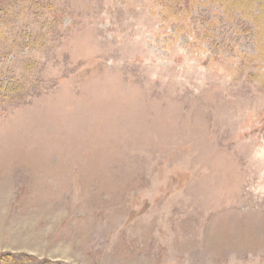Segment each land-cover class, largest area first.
<instances>
[{
  "label": "rangeland",
  "instance_id": "374dc122",
  "mask_svg": "<svg viewBox=\"0 0 264 264\" xmlns=\"http://www.w3.org/2000/svg\"><path fill=\"white\" fill-rule=\"evenodd\" d=\"M165 1L0 0V254L264 264V7Z\"/></svg>",
  "mask_w": 264,
  "mask_h": 264
},
{
  "label": "trees",
  "instance_id": "16d2710c",
  "mask_svg": "<svg viewBox=\"0 0 264 264\" xmlns=\"http://www.w3.org/2000/svg\"><path fill=\"white\" fill-rule=\"evenodd\" d=\"M170 2L167 3L165 1V4L168 6H172L173 10L172 12H174L175 8H177V5L179 4V0H169ZM216 2H220V0H214ZM222 1H227L228 4L231 6V10H233L234 8H240L248 13H250V10L252 11L253 8V4L255 3H259L261 5V7H264V0H222ZM190 1H186V7H188ZM171 9L169 8V11ZM180 11V10H178ZM260 14L264 15V10L260 9ZM177 16V14H176ZM0 264H28L27 261L19 259V257L13 256L11 254H5L2 255L0 254Z\"/></svg>",
  "mask_w": 264,
  "mask_h": 264
}]
</instances>
